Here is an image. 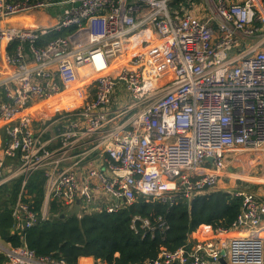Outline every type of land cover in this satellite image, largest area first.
Masks as SVG:
<instances>
[{
  "label": "built area",
  "instance_id": "2783aa9c",
  "mask_svg": "<svg viewBox=\"0 0 264 264\" xmlns=\"http://www.w3.org/2000/svg\"><path fill=\"white\" fill-rule=\"evenodd\" d=\"M175 1L0 0V59L12 69L0 80V187L21 181L11 214L21 245L0 238L7 264H66L25 243L52 201L79 215L116 213L139 196L190 201L233 177L245 154L264 175V0H187L186 13ZM35 13L52 21L12 23ZM118 87L128 103L114 107ZM72 90L78 103L60 107ZM35 172L40 215L24 200ZM231 194L241 208L228 228L207 226V237L146 264H264V201Z\"/></svg>",
  "mask_w": 264,
  "mask_h": 264
},
{
  "label": "trees",
  "instance_id": "16d2710c",
  "mask_svg": "<svg viewBox=\"0 0 264 264\" xmlns=\"http://www.w3.org/2000/svg\"><path fill=\"white\" fill-rule=\"evenodd\" d=\"M179 5L180 1H176ZM77 90L70 99L77 104ZM20 180L0 187V238L17 247L21 235L14 232L12 207L20 191ZM25 202L40 215L44 197L42 172L33 173L24 189ZM241 200L230 191L215 190L190 201L167 204L139 196L135 203L116 213L78 214L68 211L60 202L49 204V217L24 232L25 243L38 257L78 264L91 257L104 264H146L161 249L174 251L187 243L189 235L202 225L228 228L240 212ZM61 216H64L63 218ZM147 220L150 229L131 220ZM0 264H7L0 255Z\"/></svg>",
  "mask_w": 264,
  "mask_h": 264
},
{
  "label": "rangeland",
  "instance_id": "374dc122",
  "mask_svg": "<svg viewBox=\"0 0 264 264\" xmlns=\"http://www.w3.org/2000/svg\"><path fill=\"white\" fill-rule=\"evenodd\" d=\"M36 14H40V13L31 14L23 18H26V20L42 22L44 20L42 15H36ZM46 15H51V14L46 13ZM22 21L24 22V20ZM22 21H18L16 23L18 25H23ZM88 82L89 80H87L84 84L86 85ZM237 159L238 162H234L233 163L234 165H232L233 167L232 172L234 173V176L229 178L228 177L229 172L225 171L224 172L225 175L216 186V190H225V191H230L232 193L237 189L250 190L257 196H259V198H263L264 182H261L260 179H254V178H260L261 176V171L258 165V159L256 157L254 158L253 156L249 157V154L238 155ZM242 176H248L249 178L246 179L245 177Z\"/></svg>",
  "mask_w": 264,
  "mask_h": 264
},
{
  "label": "crops",
  "instance_id": "0c3cea01",
  "mask_svg": "<svg viewBox=\"0 0 264 264\" xmlns=\"http://www.w3.org/2000/svg\"><path fill=\"white\" fill-rule=\"evenodd\" d=\"M188 2H190V0H188ZM188 2H187V0H181L179 5H177V3L175 1L172 4H170V7H171L172 10H181V13H186V12H189V11L193 10L192 6H191V3H188ZM196 4L197 3H195V5ZM36 15H42L44 20L42 22H38V21H33V20H26V18H24V22H23L22 21L23 18L19 17V18L13 19L12 23L17 24L16 22L22 21L23 25H20V26L30 27V26H27V25H29V24L43 25V24H46V22H51L52 21L50 19V17L48 15L44 14V13H40V14H36ZM196 15L201 16V17L205 16V14L202 13V12H198V13H196ZM11 71H12V69L10 67L6 66V64L0 59V80H2L8 74H10ZM123 90L124 89L118 87L116 89L115 93L113 94L112 98H113V106L114 107H116L118 105H121V104L128 103V101L125 100V92ZM3 145H4V132H3V129L0 128V155H1V150L3 148ZM246 158H247V156H246ZM242 177H245L246 179L249 178L248 176H242ZM260 178L264 180V175L262 173H261ZM260 178H254V179H260ZM263 180H262V182H264ZM260 199L262 201H264V197L260 198ZM207 236H208V227L205 226V225H202V226L199 227V229L196 232L192 233L189 238L191 240L195 241L197 239H203V238H205ZM94 262H95V260L93 258L84 257V258H80L79 259L78 264H94Z\"/></svg>",
  "mask_w": 264,
  "mask_h": 264
},
{
  "label": "bare ground",
  "instance_id": "6f19581e",
  "mask_svg": "<svg viewBox=\"0 0 264 264\" xmlns=\"http://www.w3.org/2000/svg\"><path fill=\"white\" fill-rule=\"evenodd\" d=\"M24 20V18H23ZM21 23V22H20ZM34 24H29L27 26H32ZM75 91V90H72V91H68V92H65L64 94H62L59 98H57V103L60 104V107H74L75 104L72 103L71 99H70V95L71 93ZM236 175V174H235ZM263 179L260 178V181L262 182ZM264 181V180H263Z\"/></svg>",
  "mask_w": 264,
  "mask_h": 264
},
{
  "label": "water",
  "instance_id": "95a60500",
  "mask_svg": "<svg viewBox=\"0 0 264 264\" xmlns=\"http://www.w3.org/2000/svg\"><path fill=\"white\" fill-rule=\"evenodd\" d=\"M208 162H211V159H209ZM77 203H78V201H77ZM61 217L63 218L64 216H61ZM221 263L224 264V261L222 260Z\"/></svg>",
  "mask_w": 264,
  "mask_h": 264
}]
</instances>
